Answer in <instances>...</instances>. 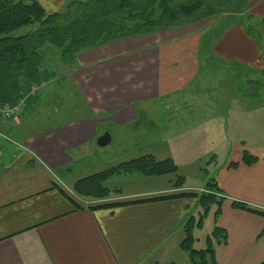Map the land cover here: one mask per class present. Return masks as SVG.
Masks as SVG:
<instances>
[{
    "label": "crops",
    "instance_id": "obj_1",
    "mask_svg": "<svg viewBox=\"0 0 264 264\" xmlns=\"http://www.w3.org/2000/svg\"><path fill=\"white\" fill-rule=\"evenodd\" d=\"M40 4L47 14L66 6L62 1L58 9H49L57 0ZM228 20L226 25L224 17L216 16L79 52L60 78L68 83L66 98L77 103L80 113L64 122L41 123L60 111L56 75L44 72L34 86L25 85L20 113L10 119L0 113V264H191L180 245L185 222L198 216L196 200L135 202L200 189L185 177L200 173L195 167L198 156L189 161L183 153L191 140L200 138L198 149L206 151L201 159L211 151L227 152L222 167L210 177L223 197L220 214L214 217L215 208L210 211L213 228L226 236L224 243L210 237L216 263L264 261V218L232 205L264 211V148L256 147L255 134L237 132L241 127L248 131L251 119L263 118L264 95L255 90L248 94L244 80L235 74L264 76V0H248L244 11ZM11 104L0 106V112ZM156 113L166 114L171 122L177 115L186 119L194 114V123L182 122L180 132L169 122L163 130L168 136L152 153L156 160L175 162L183 187L173 186V175L113 177L106 187L120 190L124 202L132 203L90 209L93 201L77 198L73 185L118 164L75 167L94 154L97 140L110 128L128 129L139 118L148 128ZM169 151L179 154L170 157ZM243 152L258 161L243 165ZM231 163L238 166L232 169Z\"/></svg>",
    "mask_w": 264,
    "mask_h": 264
},
{
    "label": "trees",
    "instance_id": "obj_2",
    "mask_svg": "<svg viewBox=\"0 0 264 264\" xmlns=\"http://www.w3.org/2000/svg\"><path fill=\"white\" fill-rule=\"evenodd\" d=\"M40 1L0 0V106L18 104L19 98L24 95L25 85L34 86L38 82L42 62L40 49L44 45L60 49L62 61L70 62L84 50L172 30L203 19L222 16L227 25L230 16L244 11L248 0H74L68 1L62 12L54 14H47ZM21 30L26 32L19 35ZM248 33L255 39L259 37L254 31ZM257 161L248 152L242 153L243 165L250 166ZM237 166V163L229 165L232 169ZM177 174L178 166L172 159L156 160L152 155H143L77 181L72 192L79 199L98 202L90 207L92 210L113 208L132 202L106 203L112 195L120 192L106 187V182L111 178L173 175L176 178L173 186L179 189L183 187L184 179ZM206 189L208 192L199 196L184 192L135 202L170 198L196 200L198 216L189 217L185 222L180 245L181 250L188 254L191 264H217L210 238L207 239L206 249H193L194 229L201 228L203 218L212 208H215L214 217L220 214L223 198L216 183L209 180ZM72 203L80 209L78 204ZM232 205L264 218V211L238 202ZM211 235L219 238V242L226 240L225 232L219 228H214Z\"/></svg>",
    "mask_w": 264,
    "mask_h": 264
},
{
    "label": "rangeland",
    "instance_id": "obj_3",
    "mask_svg": "<svg viewBox=\"0 0 264 264\" xmlns=\"http://www.w3.org/2000/svg\"><path fill=\"white\" fill-rule=\"evenodd\" d=\"M62 1H65V3L67 4L68 1L71 2L74 0H57V4H54L53 6L50 5L51 7H49V9L51 10L58 9L59 4ZM78 1H85V0H78ZM49 9L47 8V11H50ZM64 9L65 7L60 8L59 12H62ZM25 32L26 30H21L18 32V34L20 35ZM40 54L43 57V62L40 68V78L41 76H43L44 72L52 73L56 75V79L59 80V83L61 85V90H59V95L61 96L60 105H59L60 111L58 113H54L52 116L48 118H44L41 122L42 125L43 126H48L51 124L53 125L54 123L64 122L66 121V119L78 116L80 112H78V109H76L77 103L75 101H72V98L71 99L66 98L67 97L66 94L70 93L69 88H68V83L67 81L62 82L63 79L60 78L63 74L67 73V69L71 67V66H67V64L70 63L69 65H71L72 61L63 62L62 56H61V50L55 47H52L50 45L42 46L40 49ZM218 73L219 72L214 73L213 77H215V79ZM246 73H247L245 74L246 77L242 76V73L240 75L237 72L235 73L236 76L239 77L238 79L244 80V86L242 85L241 86L246 87L248 94L250 92L253 93V90H255L258 93L261 92L264 95V76H260V75L254 76L252 74L250 76L249 71ZM203 74L204 73L202 72V76ZM198 82H200L199 79H198ZM135 113L139 116H141L142 114L137 106L135 107ZM179 116L180 115H177L178 118L173 119L171 122L169 121L170 118L166 114L160 115L156 113L152 115L151 121L149 118V122L147 123V126H146L148 128L142 127V124H143L142 118H139V121H137L136 124H134V126H131L128 129H122V130L116 131L110 128V132L107 133L111 140L110 143L103 148L93 146L94 154L89 156L87 159L82 160L79 163V165L75 167V170L90 169V168L97 169L95 167H101V166H103L104 169H106V167L109 168L111 166L120 164L124 161L132 160L134 159L132 157H138V155H141L142 153L144 154L146 153L147 155H150V154L152 155V153H156L157 149L159 148V146L156 145L158 144V141L160 140L162 141L165 137L168 136L166 132L163 133V130L168 126L169 122H171L170 126L172 123H175L176 126L175 127L172 126L171 128L174 129V131H179V132H180V127L182 126V122L187 123V124L194 123L193 122L194 114H189L188 116L189 118H186V119L179 117ZM262 117L263 118L261 119H258V118L255 119L256 121H253L254 119H251V121L247 123L248 131L243 129L242 127H241V130L237 131L238 133L242 135L252 134V133L255 134L257 137L256 147L259 149L264 148V114ZM40 126L41 124L39 125V127ZM140 128H143V129H140ZM202 140L203 139L201 138L198 140L197 139L191 140L190 144L188 146L186 145L185 149L187 151L183 152L185 157H187L189 161L193 160L194 156H198V159L196 160L197 166L195 165V167L197 170H199L200 173L196 171L195 176H190V175L185 176L187 184L194 185L192 187H196V186L201 187L200 189H197L191 192L198 196L200 194L208 192L206 189V183L210 180V177H212L211 176L212 172L214 173L215 171H217L219 168L222 167L221 165L224 163L225 155L227 153V152H223L222 149L214 151V152L211 151V152H208L205 156H203V159H201V156L206 153L205 150L198 149ZM249 141L250 140H248V142ZM147 143L151 144L152 146L151 147L146 146ZM145 150H149L150 152H143ZM172 154H179V152L169 151L168 155H170V157ZM187 169L188 168L186 167H182L181 171L186 172ZM115 180H117L120 183L123 182V180L120 178L119 179L116 178ZM221 198L223 197L221 196ZM124 201H125V198H123L122 193L119 192V194L117 195H112L110 199L106 201V203H118V202H124ZM93 202H96V201H93ZM213 229L214 228H213V221H212V213L209 212V214L203 218L201 228L199 229L195 228L193 231V237L195 240L193 244L194 250L199 251V250H203L207 248L208 246L207 239L211 237V233Z\"/></svg>",
    "mask_w": 264,
    "mask_h": 264
},
{
    "label": "built area",
    "instance_id": "obj_4",
    "mask_svg": "<svg viewBox=\"0 0 264 264\" xmlns=\"http://www.w3.org/2000/svg\"><path fill=\"white\" fill-rule=\"evenodd\" d=\"M22 106H23L22 102H19L18 104L14 105V106L6 109V110L1 111L0 113H1L3 118L10 119V118L17 116L20 113Z\"/></svg>",
    "mask_w": 264,
    "mask_h": 264
},
{
    "label": "water",
    "instance_id": "obj_5",
    "mask_svg": "<svg viewBox=\"0 0 264 264\" xmlns=\"http://www.w3.org/2000/svg\"><path fill=\"white\" fill-rule=\"evenodd\" d=\"M109 142H110V137L107 133H105L97 140V146L103 148L107 146Z\"/></svg>",
    "mask_w": 264,
    "mask_h": 264
}]
</instances>
